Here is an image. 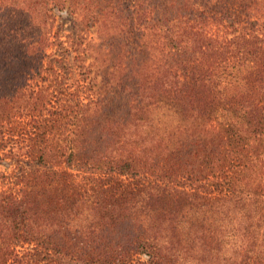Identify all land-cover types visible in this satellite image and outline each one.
<instances>
[{
	"label": "trees",
	"instance_id": "obj_1",
	"mask_svg": "<svg viewBox=\"0 0 264 264\" xmlns=\"http://www.w3.org/2000/svg\"><path fill=\"white\" fill-rule=\"evenodd\" d=\"M101 1L0 0V51L2 13L31 19L36 88L0 98V264H264V0ZM62 12L98 37L63 39Z\"/></svg>",
	"mask_w": 264,
	"mask_h": 264
},
{
	"label": "rangeland",
	"instance_id": "obj_2",
	"mask_svg": "<svg viewBox=\"0 0 264 264\" xmlns=\"http://www.w3.org/2000/svg\"><path fill=\"white\" fill-rule=\"evenodd\" d=\"M83 5H88L91 0H80ZM111 2H119L120 7L118 6L119 9H122V15L124 17H127L129 14V8L130 7V2L131 0H102L100 2L101 6L103 5L104 7H107L106 9L110 12L112 8H114V4H109ZM170 1L169 0H151L152 5H157L160 3H167ZM98 17V16H97ZM77 17H72L68 15L66 12L58 13L56 18H55V26L56 28H60V36H62L63 39H66L67 37L71 36V38L75 39V34L77 35H83L84 33H89L90 37H98V27L96 26L94 28H88L85 27L84 25H80V21L82 19L79 18V21L76 22ZM101 19V17H98V19ZM2 21L7 24L9 27L14 29L15 31V38L9 39V42L4 40V45L3 49L0 51V71H3L4 67H8L7 65L4 66L5 63L11 62V65H9V70L6 72L3 71L2 73L0 72V98L5 95L7 97L11 96V94L14 93V90L18 87L24 88L28 79H30V72L29 68L27 67V59L24 61H20L19 63H16V60L14 56H16L17 51L20 49H23V46L20 44L18 45L17 41H14L15 39H19L23 41V39H26L24 41H28L31 39V37L35 34L33 29H31V19L27 13L24 12H17V11H8L5 13H2L1 15ZM95 22L91 21L92 25ZM109 32L102 37V42L105 41L106 44H110V47H114V53L117 55H121L122 52L121 48L123 47L125 49V55H129L130 57H138L139 59H144L146 54L144 52H138L137 51V45H136V34L134 32H131L129 35L126 36H119L116 35V32H113L112 28H109ZM3 38V37H0ZM12 41V42H10ZM9 43V45H8ZM111 49V48H110ZM4 50V56L1 55ZM24 50V49H23ZM124 52V50H123ZM18 55V54H17ZM132 55V56H131ZM123 55H121L122 57ZM128 56V57H129ZM15 60V62H14ZM126 65L128 67L131 66V62H126ZM110 72V71H109ZM17 80V81H16ZM31 82H29L30 85ZM112 87V86H110ZM113 87L110 89L108 92L107 96V103L109 104L111 109H114V111H117L119 105L125 100L123 96L117 91V89ZM36 90L35 86L32 85L30 87H25V90L22 91V93L25 94V96H29L30 92L33 90ZM14 167L7 165L6 163H1L0 164V171L6 173V174H11L13 172ZM69 172L75 173V174H82L79 167L68 170ZM83 178H96V179H101V180H109L112 179V176L109 174H103V173H92L91 175L85 174ZM113 178H119L120 181H124L126 184L132 182L133 186H136V179L128 176H120V175H115ZM0 185L3 183L7 182L5 179L0 178ZM10 185V184H9ZM174 185V184H170ZM216 228V225H215ZM228 240H224V248L229 249V245L227 243ZM240 244V243H239ZM228 245V246H227ZM225 252V250H224Z\"/></svg>",
	"mask_w": 264,
	"mask_h": 264
},
{
	"label": "clouds",
	"instance_id": "obj_3",
	"mask_svg": "<svg viewBox=\"0 0 264 264\" xmlns=\"http://www.w3.org/2000/svg\"><path fill=\"white\" fill-rule=\"evenodd\" d=\"M229 247V249L231 248V245H229L228 246ZM224 255H231V251L229 250V251H226L225 253H224ZM189 264H198V262L196 261V260H191L190 262H189Z\"/></svg>",
	"mask_w": 264,
	"mask_h": 264
}]
</instances>
